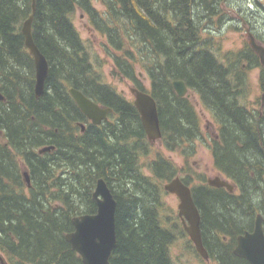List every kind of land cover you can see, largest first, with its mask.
Returning <instances> with one entry per match:
<instances>
[{
  "label": "trees",
  "instance_id": "trees-1",
  "mask_svg": "<svg viewBox=\"0 0 264 264\" xmlns=\"http://www.w3.org/2000/svg\"><path fill=\"white\" fill-rule=\"evenodd\" d=\"M98 1L103 13L91 0H35L32 37L49 67L44 93L36 98L33 59L21 33L31 0H0V256L6 264H82L65 236L74 217L96 213L92 193L102 178L117 204L109 263L174 264L170 246L179 226L163 213L161 184L179 173L187 186L192 179L160 154L141 163L153 145L132 101L92 63L72 22L78 10L106 39L113 77L155 100L165 150L189 158L201 138L195 108L175 93L174 81H183L210 112L217 125L210 142L213 166L237 193L210 187L200 177L190 187L203 245L218 264H249L233 255V247L236 236L264 216V103L255 111L246 100L247 71L261 68L257 55L249 44L219 55L202 35L201 20L209 18L216 0ZM136 64L149 80L148 91ZM259 82L264 89L263 72ZM70 88L109 107V118L92 125ZM49 146L54 149L38 153Z\"/></svg>",
  "mask_w": 264,
  "mask_h": 264
},
{
  "label": "water",
  "instance_id": "water-1",
  "mask_svg": "<svg viewBox=\"0 0 264 264\" xmlns=\"http://www.w3.org/2000/svg\"><path fill=\"white\" fill-rule=\"evenodd\" d=\"M35 13V0L31 3V13L21 26V33L24 37V45L33 59L35 69L34 94L38 98L44 93L45 82L48 77V63L40 53L32 37V21ZM248 44L251 50L257 55L260 66L264 73V46L257 43L255 38L248 32ZM175 93L179 97H190V92L183 81L172 83ZM133 95V105L139 114L141 126L146 134L147 140L152 144L161 139L158 110L153 97L137 88H130ZM70 97L80 112L92 125H100L107 120L111 113L110 108H104L84 96L80 91L70 88ZM3 98L0 96V101ZM264 103V91L261 95V104ZM83 131L84 126L79 124ZM53 150V146L43 147L40 154ZM24 179L29 187V179L26 172H23ZM207 184L215 188H225L233 192V185L225 179L215 177L208 179ZM163 190L176 196L179 201L177 206L178 216L184 231L192 242L196 252L207 261L208 253L203 245L200 231V216L194 204L190 188L184 185L179 177H175L163 186ZM96 203V213L92 215H79L73 218V231L65 236L71 249L81 258L82 264H110L109 258L116 246L115 234V211L116 201L111 194L106 182L99 178L92 193ZM263 217L257 215L252 231H245L236 237V246L233 254L235 257L246 260L249 264H264V231ZM0 264H6L0 256Z\"/></svg>",
  "mask_w": 264,
  "mask_h": 264
},
{
  "label": "rangeland",
  "instance_id": "rangeland-1",
  "mask_svg": "<svg viewBox=\"0 0 264 264\" xmlns=\"http://www.w3.org/2000/svg\"><path fill=\"white\" fill-rule=\"evenodd\" d=\"M216 1L217 3L212 6V9L214 8L213 12L209 13V18L204 17L201 20V26L203 27L202 35L211 38L213 48L219 49V55L243 50L249 41L247 29H249L256 42L264 46V0ZM91 2L96 10L101 13L104 12L103 6L98 0H91ZM72 22L91 54L92 63L98 66L105 82L110 84L127 100L133 101V95L129 91V88L132 87L131 82L121 77H113V63L111 57L107 54L109 49L106 39L94 30L86 15L82 12L75 11L72 15ZM114 53L115 55H121L120 52ZM135 70L139 75L142 87L148 91L149 80L143 69L136 64ZM261 73L262 69L260 67L247 71L248 95L246 100L247 105L255 111L260 110L261 95L264 91L259 82ZM189 100L199 118L201 131V138L194 142L193 154L189 158H185L181 152L165 150L162 144L157 141L153 143L151 155L147 159L142 158L141 163L144 165L146 161L154 158V154H160L176 165L179 171L183 170V172L189 174L192 179L190 186H193L200 182L197 177L206 182L207 179L219 176L213 166L210 151V142L216 136L217 125L210 112L202 106L196 94L192 93ZM143 170L148 174L146 168H143ZM181 176L183 175L180 173L177 175L179 178ZM165 183H162L161 186L163 187ZM162 202L164 205L163 213L168 218L175 220L179 226L177 237L170 246V255L174 264H218L213 259L203 260L195 252L187 234L182 232L181 221L177 216L178 199L174 195L164 192ZM162 216L164 215L162 214Z\"/></svg>",
  "mask_w": 264,
  "mask_h": 264
},
{
  "label": "flooded vegetation",
  "instance_id": "flooded-vegetation-1",
  "mask_svg": "<svg viewBox=\"0 0 264 264\" xmlns=\"http://www.w3.org/2000/svg\"><path fill=\"white\" fill-rule=\"evenodd\" d=\"M246 31H248L249 32V29H247ZM79 124H81V123H79ZM78 124V125H79ZM83 126H84V129H85V125L83 124ZM81 128V127H80ZM84 129H83V131H84ZM82 130H81V132H83ZM54 149V148H53ZM219 174V173H218ZM219 177H221V178H223V176L221 175V174H219ZM224 179V178H223ZM226 180V179H225ZM233 185V184H232ZM189 187H191L190 185H188ZM224 190H225V188H223ZM235 191H237V188L235 187V185H233V192L232 193H235ZM263 225H264V219H263ZM225 240V239H224ZM235 246V245H234Z\"/></svg>",
  "mask_w": 264,
  "mask_h": 264
},
{
  "label": "bare ground",
  "instance_id": "bare-ground-1",
  "mask_svg": "<svg viewBox=\"0 0 264 264\" xmlns=\"http://www.w3.org/2000/svg\"><path fill=\"white\" fill-rule=\"evenodd\" d=\"M31 3H32V0H31ZM24 46H25V45H24ZM25 48H26V47H25ZM108 108H109V107H108ZM53 147H54V146H53ZM22 175H23V174H22ZM191 181H192V180H191ZM94 187H95V186H94ZM94 187H93V188H94ZM93 190H94V189H93ZM193 200H194V199H193ZM198 210H199V209H198ZM224 239H225V238H224Z\"/></svg>",
  "mask_w": 264,
  "mask_h": 264
}]
</instances>
